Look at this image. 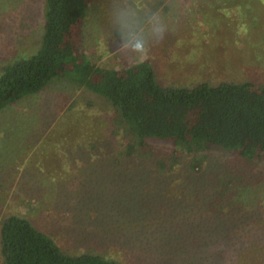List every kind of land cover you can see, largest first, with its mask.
I'll list each match as a JSON object with an SVG mask.
<instances>
[{
  "label": "rangeland",
  "instance_id": "obj_1",
  "mask_svg": "<svg viewBox=\"0 0 264 264\" xmlns=\"http://www.w3.org/2000/svg\"><path fill=\"white\" fill-rule=\"evenodd\" d=\"M159 1L92 0L83 28L84 45L79 46L80 41L77 49L99 65L120 69L143 61L133 50L136 41L143 40L147 59L163 84H264V0H251V11L233 4L235 0H226L232 6L222 2L215 7H204L197 0H165L167 9ZM44 4L45 0H0V76L4 67L33 56L40 48ZM158 28L163 31H155ZM121 35L129 42L123 51L118 49ZM77 87L68 79L54 80L39 94L0 112V220L10 214L25 216L62 249L74 253L96 247L100 252L118 253L126 264H182L164 252L178 254L185 243L170 240L177 228L169 227H177L178 213L169 207L156 211L155 204L148 211L143 203L153 193L147 184L143 187L146 178L139 174V162H115L114 148L122 151L123 147L111 135L113 109ZM91 142L97 144L95 149L89 148ZM78 143L87 147L77 148ZM164 146L155 143V147ZM207 155L206 177L214 190L216 177L227 170H239L253 182V191L256 185L264 187V164L256 171L231 160L223 150L211 149ZM185 174L195 175L187 166H178L156 179L176 189ZM93 216L110 225L107 229L114 235L108 232L104 238L85 227L86 220L94 221ZM165 220L169 225L164 227L171 233L160 248L150 245L138 251L132 244L135 239L125 234L141 233L137 236L146 240L142 234L151 228L154 234L160 233ZM233 247L225 249L224 263L239 261Z\"/></svg>",
  "mask_w": 264,
  "mask_h": 264
},
{
  "label": "trees",
  "instance_id": "obj_2",
  "mask_svg": "<svg viewBox=\"0 0 264 264\" xmlns=\"http://www.w3.org/2000/svg\"><path fill=\"white\" fill-rule=\"evenodd\" d=\"M235 1L233 4L252 10L251 0ZM198 2L204 7L220 6L222 2L232 6L226 0ZM157 4L168 8L165 0ZM91 5L92 0H45L40 48L33 56L3 68L0 112L39 94L54 80L68 79L78 89L103 99L114 111L111 135L119 138L123 147L122 151L114 148L115 162L120 165L128 159L134 164L137 160L142 168L139 174L146 178V183L142 180L143 187L147 184L153 193L143 203L149 209L142 208L151 211L155 204L156 211L169 207L178 213L174 219L177 227H169L177 228L170 240L182 239L185 243L181 252L176 249L180 254L164 252L182 264L189 258L190 264H264L263 185H256L253 191V182L246 180L239 170H227L216 177L214 190L206 177L207 153L211 149L223 150L232 156L231 160L256 171L264 164V84L250 81L163 84L148 59L120 69L99 65L77 49L80 41L79 46L84 45L83 28ZM156 142L167 146L155 147ZM89 144L90 149L97 146L94 142ZM76 147L87 144L78 143ZM178 166L183 169L187 166L195 175H182L184 182H178L176 189L167 188L164 180L156 179L176 171ZM93 217L94 221L86 220L85 227L90 226L92 233L108 238L110 225ZM115 217L117 214L114 220ZM104 219L109 220L107 216ZM166 223L169 225L165 220L160 233L154 234L153 228L143 233L146 240L137 236L141 233L136 237L132 232L125 234L135 239L132 244L138 251L147 250L150 245L160 248L163 238L171 233V229L164 227ZM231 244L239 261L224 263L222 255ZM0 260L1 264L127 262L118 253L100 252L96 247L79 253L66 251L28 218L17 214L5 215L0 220Z\"/></svg>",
  "mask_w": 264,
  "mask_h": 264
},
{
  "label": "clouds",
  "instance_id": "obj_3",
  "mask_svg": "<svg viewBox=\"0 0 264 264\" xmlns=\"http://www.w3.org/2000/svg\"><path fill=\"white\" fill-rule=\"evenodd\" d=\"M155 31L157 32H162L163 29L162 28H158V29H155ZM118 44H119V50L120 51H123V50H126L129 46V42L127 39H125V37L123 35H121L119 38H118ZM134 51L140 53V59L142 60H145L147 59L148 57V50L146 49L145 47V42L143 40H137L135 45H134Z\"/></svg>",
  "mask_w": 264,
  "mask_h": 264
}]
</instances>
